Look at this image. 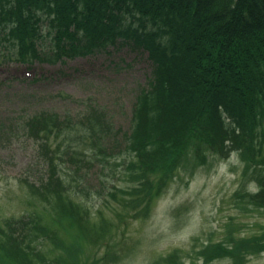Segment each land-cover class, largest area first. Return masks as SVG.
Instances as JSON below:
<instances>
[{
    "label": "trees",
    "instance_id": "obj_1",
    "mask_svg": "<svg viewBox=\"0 0 264 264\" xmlns=\"http://www.w3.org/2000/svg\"><path fill=\"white\" fill-rule=\"evenodd\" d=\"M121 48L147 54L150 65L128 129H115L112 114L97 104L77 117L53 110L25 115L20 130L47 172L39 182L23 180L29 198L47 211L57 202L71 223H81L73 197L90 193L85 179L95 164L100 172L115 170L104 198L121 196L122 209L144 218L175 176L189 179L237 153L240 188L250 181L258 192L239 190L235 198L264 207V0H0L1 64L30 68ZM42 221L32 213L0 226V264H53L25 247L33 230L48 237ZM78 248L75 241L66 249L72 264H79ZM262 252L264 238L229 229L200 257L203 264H247Z\"/></svg>",
    "mask_w": 264,
    "mask_h": 264
},
{
    "label": "rangeland",
    "instance_id": "obj_2",
    "mask_svg": "<svg viewBox=\"0 0 264 264\" xmlns=\"http://www.w3.org/2000/svg\"><path fill=\"white\" fill-rule=\"evenodd\" d=\"M149 74L147 55L128 48L65 63L35 62L30 68L16 61L0 63V226L32 213L43 217L48 237L30 232L25 247L32 257L42 252L43 262L56 264L61 258L62 264H72L66 249L77 241L79 264H202L203 246L213 238L220 240L229 229L248 240L264 238V207L253 208L235 198L239 190L257 192L256 183L250 181L240 188L243 166L237 153L197 170L188 180L179 174L144 218L122 209L121 196L104 198L115 170L100 172L95 164L89 166L85 179L90 193L78 200L73 197L81 207V223H71L57 202L54 211H47L29 198L23 180L39 182L47 172L36 144L20 130L25 115L52 109L77 117L83 108L97 104L112 114L119 127L115 129L123 133L130 124L135 95L147 84ZM103 227L108 232L102 233ZM55 241L65 245L57 246ZM246 263L264 264V252L248 256Z\"/></svg>",
    "mask_w": 264,
    "mask_h": 264
}]
</instances>
